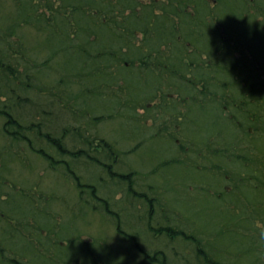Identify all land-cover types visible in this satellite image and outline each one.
Segmentation results:
<instances>
[{
	"label": "trees",
	"instance_id": "obj_1",
	"mask_svg": "<svg viewBox=\"0 0 264 264\" xmlns=\"http://www.w3.org/2000/svg\"><path fill=\"white\" fill-rule=\"evenodd\" d=\"M2 1L0 0V2ZM156 1L147 0L148 4H144L143 0H14L16 9L0 17V71L3 70L6 63L14 58H21L23 61L28 60L35 64L37 57L33 48L26 45L27 42H24L22 38H19L18 42L11 40L12 37L16 36V30L26 26L34 29L36 36L42 35L46 39L50 38L51 33L53 37L58 36L61 41L62 52L64 51L63 58L60 61V66L63 65L65 69L62 72L67 73V76L73 80L63 84H73L71 88L74 89L75 85L90 83L92 87L88 88L87 94L93 92L95 95H92V97L94 96L95 99L100 98L103 101L107 96L104 93L105 87L97 86L95 78H99L104 73L109 75L111 72H118L120 68L127 66V64H129L127 68L131 72L135 67L133 66L135 63L138 64L139 70L147 69L146 74L151 73L156 77L154 85L157 84L158 79L165 81L170 79L172 82L170 86L174 84V87H176L173 91L177 92V88H179L190 97L189 99L182 97L177 101L181 105L177 111L178 115H175L174 108L169 110L171 116L169 118L166 117L167 115L165 116L168 120H164V126L167 128L183 122V133L188 134L189 138L192 137L191 141H193L196 150L193 149L195 152L186 157L189 161L183 162L180 152L185 145L183 143L176 145L173 141H167L171 146L170 151H172V154L175 153L174 159L170 163H161L159 168L171 164L176 166V169L193 170L199 162L198 159H205L208 155L207 158H209L212 155V162L205 161L208 165L201 163L203 166H211H209L208 171L204 170V176L208 178L206 175L211 172L212 193L205 191L206 195L202 198L205 202L204 205L202 203L196 205L190 199L185 201L183 205L188 213L193 214L196 220L198 219L197 221L203 222L201 229L204 233H201V235L206 234L204 240L207 241V246L202 239H196L194 234L187 235L183 229L175 231L168 227L161 226L158 229L151 227L150 222L153 217L151 214L155 202L153 199L146 198L150 207V216L147 222L150 225L149 229L156 236L159 233H165L170 239L182 237L184 240L194 242L197 245L195 247H197L198 259L202 258L208 263L223 264L222 251L224 246L230 245V242L231 246L236 248L234 250L231 247L230 254L246 260H253L255 248L264 247V243H256L255 241L256 239L257 241L264 240V235H262L264 229L262 227L260 230L258 229L259 225H264V23L257 21L259 15L264 16V0H240V2L237 0H214L213 8L220 12L221 19L217 11L212 13V16L210 15L212 7L209 5V0H169L168 8H170L171 13L167 12L168 8H165V3L160 2L158 4ZM182 2L189 7L193 2V6L189 10H186V8L185 10L179 9V7H185L180 6ZM236 3H239L238 7ZM219 4H224L227 8L220 7L224 10H219ZM41 6L50 11V15L44 16L43 13H39ZM245 9L250 14H255L253 20L256 21H248L250 16H244ZM199 13L200 17L197 16ZM174 17L180 21L178 27L175 26L176 19ZM228 28H231L230 33H227ZM137 33H142L143 41L147 45L150 44L151 47L148 45L147 49L144 44L139 47V44L135 41ZM159 34L162 36L160 41ZM154 38L158 41L152 42ZM187 41L193 45L188 48L189 53H185L183 50ZM167 42H171L172 45ZM16 43H18L17 50L12 47H15ZM76 45L84 46L86 53L81 51L83 50L81 47L76 48ZM165 46L167 49L162 51L161 49ZM85 47H89L91 51L94 49L95 54L90 55L91 52ZM169 48L171 49L169 53L171 57L164 56L165 51ZM29 52L32 56L34 55L32 59L27 56ZM76 52L77 57L74 60L72 56ZM48 55L43 64L46 67L51 64L52 59V56ZM92 56V61H89ZM4 60L7 62H3ZM114 68L117 71H114ZM77 72H82L80 80ZM191 73H193V76ZM188 74L191 75L190 78L186 77ZM4 78L5 76L0 75V81ZM173 79H178L179 82ZM158 85H156L157 88ZM128 86L123 88H128V91L136 88L139 90V86H136V88ZM1 87H4L3 84ZM30 87L31 85L27 83L24 88L30 89ZM226 88H230L233 93H231V96H223V98L222 95ZM108 89L111 91L114 88L109 87ZM117 90L118 88L112 94L118 95ZM163 92V88L159 86L153 98L158 93ZM212 95H215L216 98H211ZM109 96L112 97L111 93ZM15 98L14 96L12 99ZM217 98L218 101L214 102ZM82 99L84 98L82 97ZM84 100L89 103L90 97ZM124 103H126V106L124 105L123 110L127 111L126 113L122 114L119 111L116 115L111 111L106 120H113L122 115L130 125H133L128 129V134L133 135L136 131L134 129L135 125L138 124L137 122L141 123L140 121L145 117L138 113V108L143 106L146 109L148 107L145 103L137 105L136 97L135 99L129 97L126 101H123ZM16 107L18 108L17 105ZM163 107L165 109L166 105ZM10 110H12V107L0 101V118L5 117L6 120L2 129L4 134L13 141L27 140V137L25 138L24 133L21 131L20 121L13 116ZM207 110L209 115L205 117ZM164 112L166 111L164 110ZM163 116V114L159 115V117ZM202 118L205 119L204 123H198L197 121ZM97 119L99 117L95 118L94 121L96 122ZM169 121L172 122L171 125H169ZM184 125H190L191 131H185ZM25 130H28V128H24L23 132ZM140 132L142 131H138L137 134ZM195 132L199 133L200 137L194 138ZM163 133V137L168 140L172 138L173 140V132L170 134L165 129ZM240 134L243 135L241 137L245 138L243 141L248 142L249 145L252 143V148H241L238 144H236L237 147H232ZM41 135L40 139L47 141L48 145L57 153L62 156L67 154L71 157L72 151L64 149L57 137L50 135V133L46 135L41 133ZM75 135L80 136L76 132ZM27 141L29 142V140ZM94 141V139H88L89 144H93ZM100 142L103 144H101L102 148L98 147L103 152L110 151L111 154L114 152L109 149L105 142ZM256 145H261L262 150L258 151ZM200 146H202V151L199 153ZM38 153H42L44 157H49L43 150L38 151ZM76 154L74 153V156ZM249 156L252 161L247 162V164H250L248 167L238 165L243 162V158ZM62 163L67 165L66 161ZM201 164H198L196 169H199ZM105 169L108 170L111 176L115 175L111 172L110 166H106ZM228 174H234L229 177L227 183L231 185L230 191L223 188L226 180L222 178L227 179ZM116 176L121 177V180L125 182L127 178H131L128 175L116 174ZM243 176L249 178L243 179ZM77 185L83 188V185L79 183ZM129 189L131 191V187ZM83 191L90 193V200H101L100 202H103V207L106 208L108 214H116L109 208L105 199L96 195L94 187L91 190ZM0 192L2 194L1 188ZM134 193L139 198L143 196L135 191ZM20 194L24 198L19 196L18 201L10 202L8 199H0V264H19V261L15 259H8L10 252L14 251V247L20 250L29 249L32 241L25 234L18 232L19 229L17 230V224H15L19 221L16 217L18 214L22 216L23 213L24 216H30L29 208L31 207L28 204H31L32 200H27V198L30 199L28 194H22V192ZM0 197L2 198V195ZM247 204L253 206L258 204L259 206L251 209V206L248 207ZM15 213H17L16 219H14ZM242 220H246V224L243 225ZM19 222L28 224L27 221L23 220ZM232 222L238 224L239 227L236 225L233 229L230 228L231 224L229 225V223ZM117 226L118 233L127 237L128 234L123 232L119 225ZM215 230L216 232H214ZM214 233H216L218 237L216 240L219 243L215 246L216 241L209 243L208 238L209 235L213 237ZM136 235H128L130 245L127 246L128 248H140L139 244L136 243ZM237 236L240 237L237 239ZM224 237L226 238L223 239ZM57 247L58 249L54 246L57 251L53 254L58 257L51 256L52 252H49L48 249L43 252L46 256L48 255V259H53L50 264H63L66 261L63 260L65 251L62 242ZM150 247L147 246V250L141 247L142 249L140 248L139 252L137 251V256L141 258V262H136V264H145V260L153 263L162 261V264H167L159 256V251L153 252L154 249L152 247V249H149ZM79 248L75 245L74 249L78 250ZM90 253L94 256L90 258L88 264H114L113 253L111 252L99 251V247L91 246L85 253L86 259L91 256H89ZM132 254L135 256L134 252ZM77 255H74L76 257L75 261L78 259ZM120 257L122 256L116 257L117 264H124L120 261ZM210 257L219 258V260L212 261ZM66 262H70V260ZM253 262L258 264L257 261ZM30 263H32L31 260ZM233 264L239 263L235 262Z\"/></svg>",
	"mask_w": 264,
	"mask_h": 264
},
{
	"label": "rangeland",
	"instance_id": "obj_2",
	"mask_svg": "<svg viewBox=\"0 0 264 264\" xmlns=\"http://www.w3.org/2000/svg\"><path fill=\"white\" fill-rule=\"evenodd\" d=\"M237 1L240 2V0ZM156 2L158 4L163 2L166 4L165 8L169 7V0H157ZM208 2L213 10H210V15L212 16V13L217 11L221 19L220 12L213 8L214 0H209ZM143 3L148 4L147 0H143ZM245 3L247 2L245 1ZM15 5L14 0L0 2V17L15 10ZM185 5L184 2L180 4V6ZM236 5L238 7L239 3H236ZM191 6H193V2H191ZM41 7L39 13H43L44 16L50 15V11L43 6ZM190 7H179V9L185 10L186 8V10H189ZM220 7L227 8L224 4L218 5L219 10H224ZM167 12L171 13L170 8L167 9ZM247 12L245 9L244 16H250L248 21H256L253 20L255 14ZM157 13L159 14V12ZM197 16L200 17V13ZM174 18L176 19L174 22L175 26L178 27L180 21L176 17ZM257 21L264 23V16L259 15ZM230 30L231 28H228L227 33H230ZM15 35L11 40L18 42L19 38H22L24 42H27L26 45L33 48L37 58L35 59V64L28 60L23 61L21 58H14L15 60L12 59L6 63L3 70L0 71V75L2 77L5 76L0 81V101L12 107L10 111L20 121L21 131L24 133V137L29 140V142L25 139L18 142L7 138L2 130L6 121L5 117L0 118V188L2 191V194H0L2 198L0 197V199H8L12 202L18 201L19 196H21L20 192L29 195L30 199L27 198V200H32V203L28 204L31 207L29 208L30 216H24L23 213L20 216V214L17 215L15 213L14 217L17 215V220L28 222V224H24L17 221L15 224H17V230L19 229L18 232L25 234L32 241L29 249L20 250L14 247V251L10 252L8 259H15L19 261V264H50L53 259H48V255L46 256L43 252L48 249L49 252H52L51 256L58 257L53 254L57 251L54 246L58 249L57 246L62 242L65 251L63 260H70V262L65 261L63 264H88V261L94 255L90 253L89 256H91L86 259L85 253L91 246L99 247V251L105 250L106 253H113L114 264H117L119 255L123 257H120V261L124 264L140 263L141 258L137 256L139 249L141 247L144 249L147 246H151L154 249L153 252L159 251V256L167 264H212L202 260V258L198 259L197 247H195L197 245L194 242L184 240L182 237V239H170L165 233H159L156 236L149 229L150 225L154 229H158L161 226L175 231L183 229L187 235L194 234L196 239H202L207 246V241L204 240L206 234L201 235V233H204L201 229L203 222L197 221L198 219L196 220L193 214L188 213L183 205L188 199L196 205L201 203L204 205L205 202L202 198L206 195L205 191L212 193V184H210L211 172L206 175L208 178L204 176V170L208 171L210 165L203 166L201 164L205 163L204 165H208L205 161H213L211 153L209 158H207L209 155L206 156L207 159H198L197 165L201 164L199 169H196L197 165L193 170L176 169V166L171 164L159 168L161 163H170L174 159L175 153L172 154V151H170L171 146L167 141H173L176 145L181 143L185 145L180 152L183 162L189 161L186 157H189L190 153H194L196 150L193 146V141H191L192 137L189 138L188 134L183 133V122L171 125L172 122L169 121L171 127L166 128L164 126V120H168L165 116L167 115V118L171 116L169 110L174 108L177 116L178 108L181 107L177 101L182 97L189 99L190 95H186L179 88H177V92L173 91L176 87H174V84L170 86L172 84L170 79H168L170 80L169 82H167L168 80L158 79L156 85L159 84L158 88L161 86L164 92L158 93L153 98L158 89L154 85L156 77L151 73L146 74L147 69L139 70L138 64L135 63L133 66L136 69L134 67L132 72L127 68L129 66L127 64V66H124L126 69L122 67L118 72H111L109 75L104 73L102 76L99 75V78H95L97 86L105 87V91H103L107 94L103 101L100 98L95 99L94 96L92 97V95H95L93 92L87 94L88 88L92 87L90 83L75 85L74 89L71 88L73 84H66L69 80H73L67 76V73H63L65 71L63 65L60 66L64 51L62 52L61 41L58 36L53 37L52 33L48 39L42 35L36 36L34 29L26 26L16 30ZM136 35L135 41L139 44H137L139 47L142 44L147 49L148 45L151 47L150 44L147 45L143 41L142 33H137ZM161 38L162 36L159 34V41ZM154 41H158V39L154 38L152 42ZM167 43L172 45L171 42ZM186 43L183 50L185 53H189L188 48L193 45L188 41ZM16 44L15 47H12L17 50L18 43ZM23 45L25 46V43ZM77 47H81L83 49L81 51L86 53L84 46L76 45ZM85 49L91 52L90 55L95 54L94 49L92 51L89 47H85ZM166 49L167 47L165 46L161 50L164 51ZM170 51V48L165 51L164 56H170ZM48 54L52 56V59L50 61L51 64L46 67L43 64ZM27 56L31 57V59L34 57L30 52ZM72 57L76 60L77 52ZM92 59L93 56L89 58V61H92ZM3 62L7 61L4 60ZM4 70L6 71L4 72ZM115 70L116 68H114ZM191 74L193 76V73ZM81 77L82 72H79L78 79L80 80ZM186 77L190 78L191 75L188 74ZM173 80L179 82L177 81L178 79ZM64 82H66V85L63 84ZM27 83L31 85L30 89L24 88ZM2 84L3 88L1 87ZM124 86L135 88L139 86L140 91L138 88L128 91V88H123ZM109 87L114 89L109 91ZM117 88L119 90H117L118 95H113L112 93ZM182 89L184 90L183 86ZM110 93L112 97L109 96ZM231 93L233 91L230 88H226L222 97L231 96ZM14 96L17 99L13 100ZM82 97L84 99H89L90 97L89 103H86ZM129 97L131 99L136 97L137 105L145 103L146 107H148L144 109L142 106L137 110L139 114L145 117L142 118L143 122H137L138 124L135 125L134 136L128 134V129L133 127V125H130L122 115L113 120H106L111 111L116 115H118L119 111L122 114L126 113L127 111H124L123 107L127 102L123 104V101H126ZM211 98H216V96L212 95ZM216 101H218V98L214 102ZM165 105L164 109L163 106ZM206 112L205 117L209 115L208 110ZM162 114L164 116L159 117ZM97 117L99 119L95 122L94 119ZM204 121L205 119L202 118L197 122L202 124ZM184 127L185 131H191L190 125H184ZM24 128H28V130L23 132ZM165 129L170 134L173 132V140L172 138L168 140L163 137V130ZM138 131L142 132L137 134ZM75 132L80 136L75 135ZM41 133L44 135L50 133V135L57 137L64 149L72 151L71 157L67 154L62 156L57 153L48 145L47 141L40 139ZM199 135V133L195 132L194 138L200 137ZM241 136L243 135H238L239 138L232 147H237L236 144H238L241 148H252V143L249 145L248 142L243 141L245 138ZM86 138L89 140L94 139L95 141L93 144H89ZM100 141L105 142L115 154H111L110 151L107 153L103 152L100 149L103 145ZM173 146L175 145L173 144ZM256 146L258 151L262 150L261 145ZM42 150L49 157H44L42 153H38V151ZM200 151H202V146L199 147V153ZM74 153L77 154L74 156ZM259 153L261 154V152ZM250 156L243 158V162L238 165L248 167L250 164H247V162L250 163L252 161ZM63 161H66L67 165L62 163ZM106 166L111 167V172L115 173L114 176L109 174L108 170L105 169ZM116 174L128 175L131 180L127 178L125 182L121 180V177H117ZM231 175L233 176L234 174H228L227 179L222 178L226 180L223 188L228 191L231 189V185L227 184ZM242 178L247 179L249 177L243 176ZM77 183L83 185V188L78 187ZM93 187L96 195L105 199L109 208L116 214H108L106 208L103 207V202H100L101 200L89 199L90 193L83 190H91ZM130 187L131 191H129ZM134 191L143 196L139 198ZM146 198L153 199L155 202L154 209L152 208L153 212L151 215L153 217L150 225L147 223L150 216V207ZM247 206H251L252 209L259 205L247 204ZM246 217L248 216L246 215ZM242 222H244L243 225L246 224V220H242ZM230 224L232 229L236 225L239 227L238 224L233 222ZM117 225L128 235L137 234L136 243L137 245L139 244L140 248H128L127 246H130L128 243L129 237L128 235L127 237L120 235ZM261 227L264 229L263 224L259 225L258 229L260 230ZM242 231L244 232L243 229ZM262 235L264 234L262 233ZM239 237L237 236V239ZM208 238L209 243L216 241L214 246L219 245L216 240L218 238L216 233H214L213 237L209 235ZM255 241L256 243H264V240L257 241L256 239ZM75 245L80 248L78 250L74 249ZM151 247L149 249H152ZM231 247V242L230 245L224 246L222 251L224 256L223 264H233L235 262L239 264L243 262L244 264H255L253 261H257L258 264H264V247L255 248L253 260L235 257L230 254ZM232 248L236 249L235 247ZM132 252H134L135 256H133ZM76 254H78L77 261H75L76 257L74 256ZM210 259L212 261L219 260V258L215 257H210ZM30 260L32 263H30ZM145 264H162V261L153 263L145 260Z\"/></svg>",
	"mask_w": 264,
	"mask_h": 264
}]
</instances>
